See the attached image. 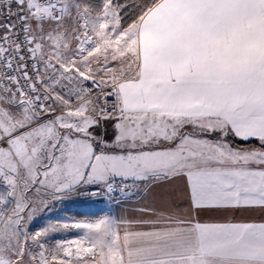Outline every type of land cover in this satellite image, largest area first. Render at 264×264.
Wrapping results in <instances>:
<instances>
[{
    "label": "snow or ice",
    "instance_id": "1",
    "mask_svg": "<svg viewBox=\"0 0 264 264\" xmlns=\"http://www.w3.org/2000/svg\"><path fill=\"white\" fill-rule=\"evenodd\" d=\"M0 264H264V0H0Z\"/></svg>",
    "mask_w": 264,
    "mask_h": 264
}]
</instances>
